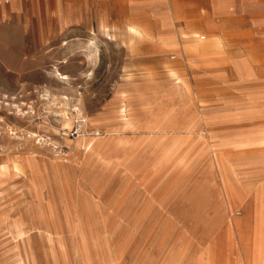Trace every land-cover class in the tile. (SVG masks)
Masks as SVG:
<instances>
[{"label": "rangeland", "instance_id": "1", "mask_svg": "<svg viewBox=\"0 0 264 264\" xmlns=\"http://www.w3.org/2000/svg\"><path fill=\"white\" fill-rule=\"evenodd\" d=\"M166 1L173 28L162 25L161 13L133 7L130 0H91L88 18L74 13L73 28L50 29L49 43L25 46L21 58L28 68L21 75H0V164L14 160L25 170L26 159L34 156L44 178L35 185L12 171L1 186L11 201L0 212L11 221L30 206L44 209L43 202L52 201L66 220L53 223L59 244L42 248V264H258L261 189H248L243 201L228 195L225 168L218 156L215 166V153L233 146L231 137L219 142L216 134L261 128L264 108L248 109L254 114L244 120L226 119L224 110H231L219 107L238 98L237 91L200 75L195 48L229 38L232 44L217 47L248 53L259 76L247 85L256 86L261 68L264 75V45L255 33L242 36L246 45L234 39L247 25L252 31L248 22L258 14H198V0ZM130 25L142 34L130 33ZM170 31L173 42L164 39ZM1 67L0 61V73ZM124 105L130 126L120 116ZM84 137L96 140L89 152L79 142ZM249 141L247 147L224 149L226 161L261 156V134L251 133ZM256 179L261 182V175ZM243 236L251 243L250 260ZM0 264H24L5 235Z\"/></svg>", "mask_w": 264, "mask_h": 264}, {"label": "crops", "instance_id": "2", "mask_svg": "<svg viewBox=\"0 0 264 264\" xmlns=\"http://www.w3.org/2000/svg\"><path fill=\"white\" fill-rule=\"evenodd\" d=\"M97 1L100 3L104 2V0ZM130 1L133 7H146L145 11L151 13L156 12L157 14L161 13L162 16H164L162 17V25L167 28H173L172 20L167 15L169 10L166 0H146L144 2H137L136 0ZM90 2L91 0H0V61L3 62L0 75L5 74L3 71L10 70L21 75L28 68L27 62L21 58L26 52L25 46L49 43L51 37L48 36V30L50 29L73 28L74 13L81 12L85 13V16H87L90 12ZM78 6L79 8H76ZM195 7L198 14L201 12L216 13L234 10L236 12L257 13L256 19L248 22V24H251L252 31H249V28H247L249 25H247L245 31L243 32L242 30L239 33V37L235 38L234 41H236L238 45H246L248 41L244 40L242 36L255 33L259 42L264 45V0H258L255 4L251 0H198L195 3ZM129 32L134 35L142 34L141 30L133 25H130ZM172 33L173 31H170L164 39L173 42L174 35ZM202 38H204V36ZM231 41L232 40L229 38H212L211 42L208 44L202 42L197 43L195 45V48H197L196 51H198L196 56L200 58L199 61L201 62L200 75H208L212 78L221 79L217 81V84L222 85L221 88L237 91L235 94H238V98L225 100V105L219 107L223 110H231L229 112L224 110L225 113H227L225 115L226 119L244 120L249 118L251 114H254V112H248V109L254 111L252 108H264V75L263 69L261 68V80H257L256 86L247 85L249 84L248 82H250L249 80H254L250 78L259 76V71L253 69L248 53L239 51L231 53L228 52L229 48L221 49L217 47L218 45H230L232 44ZM91 44L94 43L91 42ZM206 45L216 47L207 48ZM3 46L12 47L5 50ZM97 52L98 49H95V54ZM88 55L92 56L91 54ZM215 58L220 64V67L215 66L217 65V62L214 64ZM261 60H264L263 54H261ZM207 61H209V64ZM57 71L59 70H54L56 74ZM214 91H218V89ZM14 105L24 117L28 114L29 111H25L21 105ZM127 115V106H121L120 116L124 121L123 123L126 126H130L134 122ZM180 123L181 122H179V124ZM251 133L261 134V141H263L264 124L261 123V128L252 132L216 134V136L221 137L218 140L219 142L222 141V137H231L233 146L228 147L231 149L250 146L249 140ZM79 142L84 145V150L89 152V150L94 147L96 140H89V138L84 137L81 138ZM98 144V147H100L101 143ZM228 148L217 149L215 153V166L218 167L216 162V157L218 156L222 160L225 168L224 171L222 170V183L225 190H227V194L235 195L243 201L249 198L248 189H261V229L256 230L254 239L256 241L258 240V249L261 253L258 264H264V151H262L264 144H261V156L257 158L248 157L244 160L231 162L226 161L222 155V151ZM37 159L38 158L34 156H29L26 159L25 171H23L21 167H17L19 165H17L14 160L2 162L0 164V197H2L0 201V210L11 201V192L8 190L7 194H4L3 192L5 190L1 189L6 176L10 175L12 172L10 169L11 167L16 169V171H14L15 173L27 177L31 184L41 185L44 182L42 167L39 165ZM215 166L212 164L206 165L209 170L211 168L215 170ZM223 173H225V177L227 178L226 183L223 180ZM238 173L243 175L242 180H239ZM260 175L261 182L256 179ZM214 182H216V184L218 183L217 177L214 179ZM35 194L37 196L40 195L37 190ZM41 203L40 201L38 204ZM43 203L46 206L44 209L40 207L36 209L30 206L25 213L19 214L11 221H7L8 214L6 212H0V235L6 236L10 226L19 230L20 225L24 223V221L32 222L33 220L39 221L40 230H49V233L50 231L51 233L53 231H58V228L54 227L53 223L66 221L65 218L52 207L54 206V202L46 201ZM258 208L259 206L256 210H258ZM260 239L261 243L259 241ZM242 248L244 250L243 246Z\"/></svg>", "mask_w": 264, "mask_h": 264}, {"label": "bare ground", "instance_id": "3", "mask_svg": "<svg viewBox=\"0 0 264 264\" xmlns=\"http://www.w3.org/2000/svg\"><path fill=\"white\" fill-rule=\"evenodd\" d=\"M133 31V30H132ZM57 74L62 79H68V76L57 71ZM78 111V110H77ZM30 136H37L35 132H31ZM19 167V166H17ZM12 171H16L15 168H10ZM18 169V168H17ZM25 171V170H23ZM260 195V194H259ZM2 197H0L1 201ZM260 215V214H259ZM39 221L33 220L32 222L24 221L20 225V229L16 230L14 227L10 226L7 230L6 237L13 239L15 245L20 253L24 264H42V259L39 256V252L45 245L59 244V234L57 231L50 233L45 230H40ZM55 233V234H54ZM247 236V235H246ZM243 236V246L248 248L247 258L250 260V248L251 243L248 238ZM59 254V253H58ZM258 258V257H257ZM57 264V263H52Z\"/></svg>", "mask_w": 264, "mask_h": 264}]
</instances>
